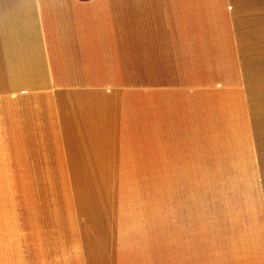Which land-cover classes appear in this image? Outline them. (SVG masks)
I'll use <instances>...</instances> for the list:
<instances>
[{"label": "crops", "instance_id": "crops-1", "mask_svg": "<svg viewBox=\"0 0 264 264\" xmlns=\"http://www.w3.org/2000/svg\"><path fill=\"white\" fill-rule=\"evenodd\" d=\"M133 6L132 72L149 81L130 83L115 81L127 72L121 47L127 22L120 13L105 14L103 2L0 0V186L16 184L15 139L22 146L30 134L58 136L57 181L76 197L89 195L88 184H99L108 171L109 162L97 160L108 157L110 137L140 146L152 163L160 154L152 140L165 144L169 134H264L254 86L243 81L238 20L241 12L264 11V0H133ZM200 11L223 13L209 19ZM105 74L113 81H95ZM119 94L128 101L126 114L103 113ZM143 95L150 100L142 113L136 101ZM81 139L88 160L80 156ZM255 170L247 193L196 196L185 204L190 233L180 244L183 264H264V164Z\"/></svg>", "mask_w": 264, "mask_h": 264}, {"label": "rangeland", "instance_id": "rangeland-1", "mask_svg": "<svg viewBox=\"0 0 264 264\" xmlns=\"http://www.w3.org/2000/svg\"><path fill=\"white\" fill-rule=\"evenodd\" d=\"M102 2L105 14L120 13L127 22L121 44L127 72L115 81H149L144 75L134 78L132 72L133 0H97ZM138 11L148 10L142 6ZM221 13L196 12L209 19L222 18ZM238 18L243 81L253 84L255 110L263 119L264 11L241 12ZM216 46L226 48L224 43ZM95 81L113 79L105 74ZM118 96L103 113L126 114L128 101ZM149 100L143 95L136 101L142 113L148 111L143 104ZM169 135L165 144L152 140L160 152L152 163L125 137L108 138V157L97 161L109 162V169L99 184H88L89 195L80 197L57 181L62 162L56 134H30L22 146L15 139L17 185L0 186V264H85L87 259L90 264H166L169 243L172 264H183L180 244L183 234L190 233L185 204L196 196L247 193L256 178L255 167L264 164V134ZM62 137L71 174L66 134ZM150 139L147 135L148 144ZM80 147L81 158L88 160L85 140Z\"/></svg>", "mask_w": 264, "mask_h": 264}]
</instances>
